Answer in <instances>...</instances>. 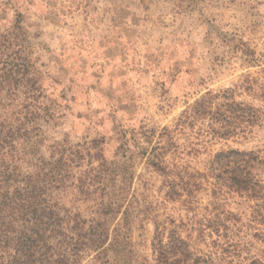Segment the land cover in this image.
Wrapping results in <instances>:
<instances>
[{
	"label": "rangeland",
	"instance_id": "1",
	"mask_svg": "<svg viewBox=\"0 0 264 264\" xmlns=\"http://www.w3.org/2000/svg\"><path fill=\"white\" fill-rule=\"evenodd\" d=\"M17 15L20 44L35 71L30 77L43 87L42 103L51 111L42 128L41 155L48 159L49 146L58 142L85 155L73 183H85L89 192L67 191L60 195L63 206L98 219L95 202L122 177L123 162L133 166L128 201L110 222L112 230L120 226L118 242L112 233L107 258L96 260L89 252L81 264H154V220L187 218L181 203L165 199L163 178L146 159L136 155L132 161L123 150V130L170 128L180 155L167 162L197 172H207L213 156L225 149L259 151L264 160V122L228 141L211 140L201 123L178 131L175 126L207 90L231 89L237 100L264 112V0H0L1 27ZM5 103L9 107H0V114L23 110L22 99ZM103 141L106 166L100 167L96 153ZM91 164L106 173L84 176ZM258 173L264 183V165ZM211 193L206 186L199 194V213L212 201ZM220 203L244 223L253 212L254 202L238 195ZM125 207L131 221L123 229ZM255 233L243 229L234 238L238 248L226 244L223 252L212 245L216 237L197 248L215 264H250L264 258Z\"/></svg>",
	"mask_w": 264,
	"mask_h": 264
},
{
	"label": "trees",
	"instance_id": "2",
	"mask_svg": "<svg viewBox=\"0 0 264 264\" xmlns=\"http://www.w3.org/2000/svg\"><path fill=\"white\" fill-rule=\"evenodd\" d=\"M12 23L0 26V107H9L5 100L22 99L23 110L0 114V264H81L89 252L95 253L96 260L106 259L111 234L115 233V242L120 238L119 224L112 230L110 222L121 213V202L128 201L133 166L123 162L122 177L109 194L95 202L98 219L87 220L76 209L63 206L60 195L67 191L89 192L85 183H73L74 169L81 166L85 155L59 142L49 146L48 159L41 155L45 142L42 128L51 111L42 103L43 87L30 77L35 71L27 48L20 44V16ZM263 122V111L237 100L235 91L227 89L207 90L187 106L175 126L178 131L201 123L211 140L228 141L245 137ZM173 132L167 127L159 133L144 127L123 130V150L132 154V161L136 155L146 159L163 178L165 199L181 203L187 212L185 221L154 220V264H215L197 248L199 243L216 237L212 245L217 250L225 251L226 244L238 248L234 238L245 228L255 230L264 244V183L258 173L264 160L260 152L221 150L213 156L207 172H197L167 162L168 156L180 155ZM96 155L103 161L100 167H105L104 141ZM87 156L91 161L95 158L89 152ZM92 173L104 175L106 170L91 164L84 176ZM206 186H212V201L199 213V194ZM232 194L254 202L247 223L220 203ZM125 209L123 229L131 221L128 207ZM250 264H264V258H252Z\"/></svg>",
	"mask_w": 264,
	"mask_h": 264
}]
</instances>
